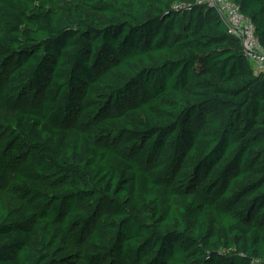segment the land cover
<instances>
[{
  "label": "trees",
  "instance_id": "16d2710c",
  "mask_svg": "<svg viewBox=\"0 0 264 264\" xmlns=\"http://www.w3.org/2000/svg\"><path fill=\"white\" fill-rule=\"evenodd\" d=\"M0 109V264H264V73L216 9L0 0Z\"/></svg>",
  "mask_w": 264,
  "mask_h": 264
},
{
  "label": "built area",
  "instance_id": "2783aa9c",
  "mask_svg": "<svg viewBox=\"0 0 264 264\" xmlns=\"http://www.w3.org/2000/svg\"><path fill=\"white\" fill-rule=\"evenodd\" d=\"M197 4L217 10L229 35L241 42L244 56L253 66L254 72L264 73V47L257 36L255 25L239 6L233 0H197Z\"/></svg>",
  "mask_w": 264,
  "mask_h": 264
},
{
  "label": "rangeland",
  "instance_id": "374dc122",
  "mask_svg": "<svg viewBox=\"0 0 264 264\" xmlns=\"http://www.w3.org/2000/svg\"><path fill=\"white\" fill-rule=\"evenodd\" d=\"M12 66H14V64H11L10 67H8L7 69H5L3 72L5 74H7V72L10 71V69L12 68ZM30 104V103H29ZM28 105H25V107H27ZM0 112H3V110L0 109ZM8 139V131L5 129H2L0 127V159L2 157V151H1V147L4 144V142ZM0 189L2 191V197L5 201V204L7 207L11 208V209H18V210H25V207L23 206V204H21L20 202L16 201L8 192V190L6 189L5 185H0ZM83 204V202H82ZM82 206H85L84 204Z\"/></svg>",
  "mask_w": 264,
  "mask_h": 264
}]
</instances>
